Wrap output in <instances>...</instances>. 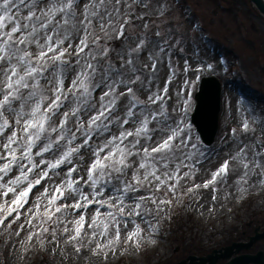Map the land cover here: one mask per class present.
<instances>
[{"label": "snow or ice", "instance_id": "snow-or-ice-1", "mask_svg": "<svg viewBox=\"0 0 264 264\" xmlns=\"http://www.w3.org/2000/svg\"><path fill=\"white\" fill-rule=\"evenodd\" d=\"M187 21L179 0H0L6 247L27 254L34 239L41 248L63 240L69 256L96 255L118 246L122 225L139 247L140 223L151 238L170 220L181 182L210 159L187 121L188 89L219 67L190 48V30L202 28ZM237 105L250 142L239 140L203 183L213 202L237 168L240 193L264 187V108H242L238 92Z\"/></svg>", "mask_w": 264, "mask_h": 264}, {"label": "rangeland", "instance_id": "rangeland-1", "mask_svg": "<svg viewBox=\"0 0 264 264\" xmlns=\"http://www.w3.org/2000/svg\"><path fill=\"white\" fill-rule=\"evenodd\" d=\"M179 3H182V7L179 4L180 10L187 15L186 23L202 28V31L190 30V48L198 49V54L214 66L219 62L215 71H204L202 76L216 77L221 83V92L213 142L209 146L201 143L210 159L198 165L192 178L181 182L180 191L184 195L178 198L177 206L170 210V220H162L159 232L149 238V229L137 219L143 229L139 247L126 242V231L122 225L118 246L96 255L85 248L81 256H69L72 249L69 247L67 251H62L63 240L59 247L47 243L45 250L35 239L29 245L34 250L25 254L19 243L15 245V251L11 246L6 247L8 237L0 234V264H172L189 255L196 258L205 256L231 242H246L254 229L264 230V187L240 193L235 183L240 170L235 163L230 162V169L237 170L230 171L227 183L218 186L216 202L212 200L213 186L207 189L202 186L228 159V154L237 150L239 140L242 139L245 144L250 142L249 137L242 134L237 92L243 97L242 108H264V17L248 0H179ZM175 60L174 57V63ZM198 83L194 89H188L192 97L188 123ZM177 84L178 81H174L170 85V94L178 90ZM191 127L194 138L198 137ZM257 179L259 177H253L249 183ZM196 184L201 187L189 193V188ZM36 194V189H33L30 203ZM93 211H88L86 216L90 218ZM133 228L134 225L129 223L128 231ZM26 235L22 233L21 238ZM256 250L264 252V239L256 240L249 250L239 253H253ZM223 262L221 260L215 264Z\"/></svg>", "mask_w": 264, "mask_h": 264}, {"label": "water", "instance_id": "water-1", "mask_svg": "<svg viewBox=\"0 0 264 264\" xmlns=\"http://www.w3.org/2000/svg\"><path fill=\"white\" fill-rule=\"evenodd\" d=\"M257 8L259 13L264 16V0H250ZM219 92L220 85L215 77H202L199 83L198 91L195 93V106L192 114V122L195 125L201 139L210 144L217 128V115L219 111ZM264 238V231L256 233L249 238L246 244L232 243L222 250H213L205 257H200L198 261L190 257V262L186 259L175 264H214L218 259H228L225 264H264V255L262 251L255 254H240L231 257L241 249L249 248L257 239Z\"/></svg>", "mask_w": 264, "mask_h": 264}]
</instances>
